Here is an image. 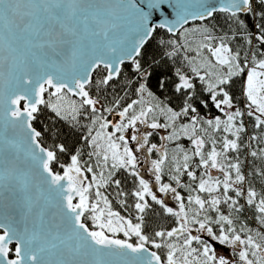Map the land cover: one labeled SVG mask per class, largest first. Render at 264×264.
<instances>
[{"label": "snow or ice", "instance_id": "snow-or-ice-1", "mask_svg": "<svg viewBox=\"0 0 264 264\" xmlns=\"http://www.w3.org/2000/svg\"><path fill=\"white\" fill-rule=\"evenodd\" d=\"M0 264H264V0H0Z\"/></svg>", "mask_w": 264, "mask_h": 264}, {"label": "trees", "instance_id": "trees-1", "mask_svg": "<svg viewBox=\"0 0 264 264\" xmlns=\"http://www.w3.org/2000/svg\"><path fill=\"white\" fill-rule=\"evenodd\" d=\"M214 23H216L217 25H218V27H217V31H219V32H223V31H225L226 29H224V28H221V27H219L220 25H223V18H218V20L217 21H214ZM169 35L170 34H167L166 33V31L165 30H163V29H158L157 30V33L154 35V37H153V41H152V43L153 44H156L158 41H160L161 39H167V38H169ZM241 43H242V41H241ZM234 46H235V42H234ZM148 59L150 60L151 59V56L149 55V57H148ZM150 70H152V69H150ZM170 70H172V66L169 64L168 66H160V67H156L155 68V70H154V75H153V78H152V80H151V85H152V89H153V91L154 92H157V95H160V93H159V91L157 90V88H156V80H155V76L157 75V74H159V73H161V72H166V71H170ZM131 75V73L130 72H128V70H127V68L125 69V71H124V73L122 74V79L124 78V77H129ZM96 78H98L97 76H96V74H94V80L96 79ZM239 85H240V80H237V82H236V86L233 88V94H234V98H235V100L238 102V104H237V106H242V97L240 96V90H239ZM117 91H120V88H117L116 89ZM120 94L122 95L123 94V92L122 91H120ZM104 95L105 96H107L109 99H111V89H109L108 91H106L105 93H104ZM131 99H135L136 97L134 96V95H132L131 97H130ZM130 102V101H129ZM201 115H204L206 118H209V117H214V116H216V115H221L218 111H216L214 108H209V109H207V110H205V109H201ZM110 118H112V117H109V119ZM43 119V118H42ZM249 129L251 130V128H250V125H249ZM67 132H68V129L67 128H65V133L67 134ZM81 133L80 132H77L76 133V135H80ZM165 134H167V132H165ZM75 139V137H69V140L71 141V140H74ZM45 145L47 146V144H50L52 141H51V139H49L48 137H47V135L45 136ZM151 142H153V143H157L158 142V137H157V135L156 136H154L153 138H152V141ZM182 143H184V145L187 147V146H189L188 145V143H187V140H183V141H181ZM77 146H79V145H77ZM169 147H172V145H170ZM86 158V157H85ZM62 159H64V160H66L67 159V157H62ZM117 178H119V175H118V177ZM165 179H167V177H165ZM124 187H125V189L126 190H130L131 188H132V183H131V180H129L128 182H126L125 183V185H124ZM257 187H259V185H257ZM109 191H111V189L109 190ZM132 201H131V199H129V203H131ZM113 208H114V210H116V211H120V212H122V209L119 207V205L118 204H116V202L115 201H113ZM157 220H159V217H157L156 218ZM173 224H174V221L172 222Z\"/></svg>", "mask_w": 264, "mask_h": 264}, {"label": "rangeland", "instance_id": "rangeland-1", "mask_svg": "<svg viewBox=\"0 0 264 264\" xmlns=\"http://www.w3.org/2000/svg\"><path fill=\"white\" fill-rule=\"evenodd\" d=\"M112 118H113V117H112ZM112 118H110V119H112ZM223 118H224V117L222 116V119H223ZM109 130H110V129H109ZM165 132H166L165 130H159V135H166ZM159 135H157V137H158V142H157V143L160 142V141H159ZM187 143H188V141H187ZM188 145H189V144H188ZM153 158H155V157H153ZM146 168H147V165H142V166H141V173H142V175H144V177H145L146 179H148L150 182H153V181H154V178L151 176V174H150L149 172L146 171ZM165 180H167V179H165ZM169 203L172 204V205L175 204V202L172 201L170 198H169ZM121 209H122V208H121ZM121 215H128V213H126V212L122 209ZM121 238H122V234H121ZM217 252H218L219 254H222V255H231V250H230V249H226L225 246H218V248H217Z\"/></svg>", "mask_w": 264, "mask_h": 264}, {"label": "water", "instance_id": "water-1", "mask_svg": "<svg viewBox=\"0 0 264 264\" xmlns=\"http://www.w3.org/2000/svg\"><path fill=\"white\" fill-rule=\"evenodd\" d=\"M137 3L141 6L146 5V0H137ZM145 11H148L146 7H144ZM168 11H172L171 9H168ZM153 23H159L162 19H164V15L160 11L153 12L152 17L150 18Z\"/></svg>", "mask_w": 264, "mask_h": 264}]
</instances>
